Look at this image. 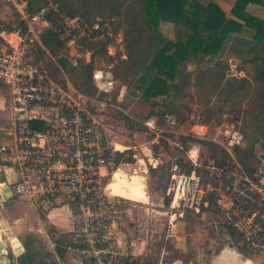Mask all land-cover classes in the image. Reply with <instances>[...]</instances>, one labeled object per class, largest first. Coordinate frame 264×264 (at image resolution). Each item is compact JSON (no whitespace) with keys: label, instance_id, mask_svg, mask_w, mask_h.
<instances>
[{"label":"built area","instance_id":"2783aa9c","mask_svg":"<svg viewBox=\"0 0 264 264\" xmlns=\"http://www.w3.org/2000/svg\"><path fill=\"white\" fill-rule=\"evenodd\" d=\"M6 1L25 21V27L0 30V83L8 86L12 99V124L0 143V173L15 165L17 177L10 184L13 196L25 197L39 211L69 207L72 229L63 246L71 264H148L149 246L125 232L135 220L137 204L111 194L103 173L104 168L114 164L115 148L106 142L96 115L107 108H117L99 97L116 87L114 73L110 67L99 66L96 58L93 79L98 92L86 93L72 82L40 38L43 31L54 28L64 42L60 57L78 67L92 61L93 52L84 41L112 35V22L76 15L62 16L55 26L48 7L30 15L27 0ZM48 6L57 8L53 0ZM34 44L57 63L59 78L33 61ZM112 48L108 47L110 55H114ZM225 117L212 131L205 124L187 130L176 116H164L175 136L197 139L186 152L190 169L177 165L165 189L171 212L170 230L184 212L210 207L224 214L246 248L259 252L264 250V147L252 177L243 171L235 156L245 144L241 122L232 115ZM143 124L153 143H159L162 134L169 131L154 117ZM202 140L217 143L237 162L234 171H223L213 159L207 163L218 180L231 181L228 192L211 183L204 186L198 171L202 165ZM57 236L53 231L48 234L54 250ZM164 254L165 251L159 264H164Z\"/></svg>","mask_w":264,"mask_h":264},{"label":"trees","instance_id":"16d2710c","mask_svg":"<svg viewBox=\"0 0 264 264\" xmlns=\"http://www.w3.org/2000/svg\"><path fill=\"white\" fill-rule=\"evenodd\" d=\"M53 2L57 4L56 9L48 6L49 0H39L37 7H34V0H27V11L32 15L41 8L48 7V15L55 26L62 16L80 15L92 21L102 20V17L112 18L120 15L123 17L126 31L125 44L130 50L129 62L131 56H135L130 65L135 77L131 81L125 80L124 84L128 83L127 89L133 88V93L139 90V100L150 107L145 119L154 117L160 122L159 117L165 112L161 116L159 113L169 107L168 104L164 105L160 102V97L167 96L171 88L175 87L178 100L191 97L192 100L194 98L199 101L207 97L208 103L216 104L222 101L220 110L225 111L226 115L234 113L233 119L237 121L250 118L261 131V135H264V17L256 16L247 9L250 4L264 8V0H233L229 12H226L215 0L207 2L203 0H53ZM14 11L18 18L17 24L13 25L0 19V30L25 27V21L15 9ZM161 22L174 25V39L161 30ZM116 34L115 31L114 36ZM114 36L99 41L85 40L84 44L93 52L92 61L78 67L70 66L66 59L60 57L64 42L54 28L43 31L40 38L50 55L56 58L57 63L66 72L71 73L72 82L84 92L97 95L98 89L93 79L94 60L101 55L115 60V55L108 54V47ZM31 50L33 61L45 66L54 77L59 78V67L50 55L38 44H34ZM229 55L240 59L238 70L244 72V75H235L231 72ZM115 90L116 87L110 93H101L99 97L117 107L118 96ZM245 101L248 104L247 109H244ZM227 104L230 107L224 110ZM206 119L211 121L210 117ZM35 125L37 124L34 123L33 126ZM255 141L246 149L241 147L235 152L243 171L252 177L256 168L254 169L248 160L254 153ZM201 142L202 145L209 146L211 151L204 159L203 146L202 165L198 171L204 186L211 183L217 187L218 177L215 171L207 167L208 161L213 159L216 166L223 171H234L237 162L217 143L206 140ZM132 154V150L117 152V165L122 162H133ZM186 169H190V164ZM3 180L5 177L0 173V181ZM227 183L231 184V181L227 180ZM204 210L214 212L210 207H202L196 213L201 214ZM215 211L220 212V210ZM53 232L57 233L55 230ZM57 235L55 253L63 258L66 255L63 244L69 238L70 232L57 233ZM36 240L38 238L28 234L24 240L25 252L12 264H56L44 260L42 253L36 250Z\"/></svg>","mask_w":264,"mask_h":264},{"label":"rangeland","instance_id":"374dc122","mask_svg":"<svg viewBox=\"0 0 264 264\" xmlns=\"http://www.w3.org/2000/svg\"><path fill=\"white\" fill-rule=\"evenodd\" d=\"M34 1V7H37L39 0ZM203 1L207 2L208 0ZM215 1L219 3L226 12H229L233 4V0ZM247 9L256 16L264 17V8L262 6L250 4ZM122 18L121 15L113 16L112 18L102 17V21L109 20L112 22L110 27L112 35H109L108 37H113L114 32H117L116 36H114V40H112L109 45L113 47L111 51L114 52L115 56H113L115 57V60L109 59L105 55H101L97 58L98 65L110 67L115 73L117 80L116 90L114 91L118 96L117 108H107L96 115V119L101 123L102 133L106 142H109L112 148H115L113 159L114 164L103 169L105 181L108 185L114 181V175L117 171H120L119 173L126 179L133 177L134 175H137L136 177L141 176V179L143 177L145 191L147 192L146 194L149 196V199H151L150 203L152 202L155 205L151 206L149 203H145V201L142 200L128 199L130 202L137 204V206L135 220L128 224L125 232L128 233V236L137 237L139 241L143 240V246H149V264H159L163 251H165L163 258L164 264H170L178 258H181L184 264H207L211 255L206 249L201 248L204 236H207L206 232H208V235L210 234L214 236V231L217 232L221 229V223L217 224L216 222H212L209 224L199 223L198 221L193 224V218L201 216L187 212L185 216L187 219L186 228L193 231L186 238L185 249H178L175 239L171 237L174 231H171L169 226L171 212L169 210L168 200L165 196V189L171 180L173 169L177 165L186 168V166L190 164L186 152L197 142V139L189 136H175V134L170 131L171 128L167 125L164 116L167 113L176 116L179 122L187 130H190L195 125L205 124L208 129L214 131L220 124H222V122H224L227 113L220 110L222 101H219L216 104L208 103L207 97L201 98L199 101L194 98L192 100L191 97H183L178 100L176 98L175 87H172L171 92L167 96L160 97V102L164 105L168 104L169 107L164 108V110L159 113L161 116L165 112L161 117L158 116L160 119V122L158 123L163 128L169 129V131H165L162 134L159 143L151 142L152 135L147 131L143 124V121L146 118L145 115L148 110H150V107L143 101L139 100V90H136L135 93H133V88L127 89L128 83L127 85L124 84L125 80L131 81L135 77L133 69H130L131 62L134 61L135 56H131V62H129L130 50L125 44L126 31ZM0 19L4 22H10L13 25H16L18 22L14 9L8 5L6 0H0ZM160 28L167 36L173 39L175 38L173 24L161 22ZM108 54L110 53L108 52ZM228 57L231 64V72L235 75H244V72L238 70L240 59L232 55H229ZM44 63L45 62H43V64ZM192 68H194V66ZM65 73L70 78L71 73L66 71ZM251 78L254 79L253 76H251ZM0 97L6 99V107L0 108L1 143L5 136L4 131L12 124L11 103L9 99L10 92L6 84H0ZM8 99L9 101H7ZM229 107V104H227L224 110H227ZM247 107L248 104L245 101L244 109H247ZM232 114L235 116L234 113ZM207 117H210L211 121H206ZM240 122L245 135V144L243 148L246 149L249 147V144L256 140L254 153L248 160L249 164L255 169L258 163L259 154L263 147L264 135H261V131L257 128V125L253 124L254 122L250 118L240 120ZM195 129L206 131V128L201 129L195 127ZM124 145H132L133 147L127 148ZM203 146L205 148L203 158L205 159V155L209 154L211 150H209V146L204 144ZM128 150H132V158L134 161L130 163L122 162L117 165V152H126ZM7 169H10V172L13 175V178L10 180V183H13L14 179L17 177L16 166L13 165L7 167ZM134 178L135 176L133 179ZM218 186L221 188V191L228 192V183L226 180H219ZM161 197L165 201V215L156 211L158 209L156 205L160 202ZM29 204L28 200L23 196L8 197L6 201L2 200L0 196V218L3 222L0 224V233L2 229L6 228L7 233L15 237L18 236L22 242L26 239L29 233H33V229L37 227V223H32L33 215L30 214ZM146 205L150 206L148 210ZM151 208L155 210L152 211ZM44 212L42 209L40 214L44 216ZM207 214V216L211 215L215 219L219 217L217 213ZM58 215L63 216L60 217L62 222L60 227L63 229L67 228L69 220L67 219L68 214L66 209L58 211ZM198 220L202 221L203 219L199 218ZM168 231H170L169 236ZM229 231L230 234L233 235V231L230 228ZM60 232V229H58L57 233L60 234ZM191 235H194L195 238H189ZM41 239L36 240L35 246L36 250L42 253V257L46 262L71 264L67 254L63 258H60L51 247L48 239H44V237ZM198 251L199 253H197Z\"/></svg>","mask_w":264,"mask_h":264},{"label":"crops","instance_id":"0c3cea01","mask_svg":"<svg viewBox=\"0 0 264 264\" xmlns=\"http://www.w3.org/2000/svg\"><path fill=\"white\" fill-rule=\"evenodd\" d=\"M8 5L11 6L10 4H8ZM0 41H1V38H0ZM9 92H10V90H9ZM9 99H10V103H11V116H12L11 93H10ZM9 99L7 101H9ZM4 107H6V99L3 97L2 98L0 97V108H4ZM124 146H126L127 148L133 147L132 145H124ZM134 176H137V175H134ZM4 177H5V180L0 181V182H7L8 184H11L10 180H11V178H13V175L10 172V169L6 170V176L4 175ZM133 177H129L127 179L133 180ZM6 178H8V179H6ZM142 179H143V177H142ZM109 186H110V184H109ZM110 190L112 191L111 188H110ZM144 190H145V184H144ZM1 191H2V189L0 188V193H1ZM112 193H114V192L112 191ZM146 193L147 192L145 191V199H141V200L145 201V203H149L151 206H154L155 204L152 202L150 203L151 199H149V196ZM114 194H116V193H114ZM126 198H128V197H126ZM129 199H132V198H129ZM133 200H135V199H133ZM29 205H30L29 206L30 214L33 215L32 223H34V224L37 223V227H35L33 229V233L31 232L29 234H32L35 238L41 239L44 237V239H48V234L50 232H52L53 230L58 232V229H60V231H61L60 233H67V232L71 231V229H72V218H71V211H70L69 207L61 206V207L52 208L50 210L45 211L44 216H42L40 214V211L37 210L31 203ZM164 205H165V201L161 197L160 202L156 205L158 207V209L156 211L161 212L163 215H165V212H166L164 209ZM142 206L145 207L144 205H142ZM146 206H147L146 208L148 210L150 206L149 205H146ZM62 209H64V210L66 209L67 214H68L67 219L69 220L68 227L64 228V229L62 227H60V224L62 223L60 217H63V216L58 215V211H60ZM151 209H152V211L155 210L153 208H151ZM187 212L188 211L184 212L185 214L183 216H179L177 218L176 222L174 223V230H173L174 232L171 236V237H173V239H175L176 246L180 250L185 249L184 247H186V245H185L186 238L193 231V230H189L186 228V225H187L186 220L187 219L185 218V216H186ZM191 213L195 214L197 216H201V217L193 218V220H192L193 224L197 223L198 221H199V223H209V224H211L212 222H216L217 224L221 223V229L218 230L217 232L214 231V233H215L214 236H212L210 234L208 235V232H206L207 236H204V241H203V245L201 248L206 249L207 252L211 255L207 264H264V250H261L259 252H254V251H251L248 248H246L245 245L243 244V242L241 241V239L239 238V236L237 235V233L233 230V228L228 223L224 214H222L220 212H216V211L212 212V211H207V210H204L201 214H197L196 212H191ZM207 213H209V214L210 213H217V215H219V217H217L215 219L211 215L207 216L208 215ZM199 218H202L203 220L200 221V220H198ZM0 221H1L0 224L3 223L1 218H0ZM229 228L233 231V235L230 234ZM6 231H7L6 228L1 230V238L5 241L8 249H9V252L13 256L12 257L13 261L15 262L17 257H15V253L13 251V248H14V246H17L19 244H21L25 248L24 241L22 242L18 236L15 237V236L7 233ZM189 238L193 239V238H195V236L191 235V236H189ZM197 253H199V251ZM170 264H184V262L181 258H178Z\"/></svg>","mask_w":264,"mask_h":264},{"label":"bare ground","instance_id":"6f19581e","mask_svg":"<svg viewBox=\"0 0 264 264\" xmlns=\"http://www.w3.org/2000/svg\"><path fill=\"white\" fill-rule=\"evenodd\" d=\"M117 171L114 176V181L110 183L109 189L111 188L114 191V195L123 196L132 198L135 200L145 199V190H144V182L140 177H136L129 181L125 177H123Z\"/></svg>","mask_w":264,"mask_h":264},{"label":"water","instance_id":"95a60500","mask_svg":"<svg viewBox=\"0 0 264 264\" xmlns=\"http://www.w3.org/2000/svg\"><path fill=\"white\" fill-rule=\"evenodd\" d=\"M0 188L2 189L0 193L2 200L6 201L8 197L13 196L12 186L7 182H0ZM13 251L15 253V257H19L25 251V248L21 244H19L17 246H14ZM9 253V249L5 241L1 238L0 233V264H11L12 260L9 257Z\"/></svg>","mask_w":264,"mask_h":264},{"label":"flooded vegetation","instance_id":"af4514ba","mask_svg":"<svg viewBox=\"0 0 264 264\" xmlns=\"http://www.w3.org/2000/svg\"><path fill=\"white\" fill-rule=\"evenodd\" d=\"M1 174H3V175H5L6 173L3 171V172H1ZM9 257L11 258V260H12V262H11V264L13 263V258H12V255H11V253H9Z\"/></svg>","mask_w":264,"mask_h":264}]
</instances>
